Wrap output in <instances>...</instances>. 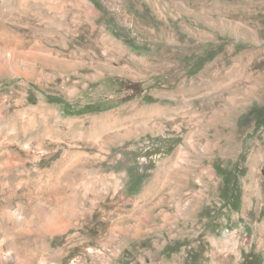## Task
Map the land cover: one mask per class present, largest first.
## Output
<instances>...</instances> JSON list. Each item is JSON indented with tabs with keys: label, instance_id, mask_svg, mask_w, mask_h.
I'll list each match as a JSON object with an SVG mask.
<instances>
[{
	"label": "rangeland",
	"instance_id": "obj_1",
	"mask_svg": "<svg viewBox=\"0 0 264 264\" xmlns=\"http://www.w3.org/2000/svg\"><path fill=\"white\" fill-rule=\"evenodd\" d=\"M262 108L264 0H0L8 264H264Z\"/></svg>",
	"mask_w": 264,
	"mask_h": 264
},
{
	"label": "bare ground",
	"instance_id": "obj_2",
	"mask_svg": "<svg viewBox=\"0 0 264 264\" xmlns=\"http://www.w3.org/2000/svg\"><path fill=\"white\" fill-rule=\"evenodd\" d=\"M13 56H14V54H13ZM16 57V56H15ZM216 84V83H215ZM211 86H213V84L211 85ZM219 91V90H218ZM190 93H196V90L195 89H191L190 91H189ZM9 165V164H8ZM7 168H9V167H7ZM5 169H2V170H0L1 172H3V174H5V171H4ZM9 172V171H8ZM8 172H6V173H8ZM2 175V174H1ZM7 175V174H6ZM2 217H3V219H11V217H13V216H9V215H6V214H3L2 215ZM17 217V216H16ZM22 233H24V231H22ZM25 233H33V231L32 230H26V232ZM228 237V236H227ZM4 243V241L3 242H0V264H8V261L9 260H13V258H9V257H5V254H3V249H2V244ZM15 246V245H14ZM16 247V246H15ZM17 252V255H19L18 254V248L16 247V249H15ZM15 261H16V259H15ZM12 262V261H11Z\"/></svg>",
	"mask_w": 264,
	"mask_h": 264
},
{
	"label": "trees",
	"instance_id": "obj_3",
	"mask_svg": "<svg viewBox=\"0 0 264 264\" xmlns=\"http://www.w3.org/2000/svg\"><path fill=\"white\" fill-rule=\"evenodd\" d=\"M260 111H261V112H264V108H262ZM152 166H153V165L149 166V167L147 168V171L150 170V169H152V168H153ZM217 169H218V167H217ZM145 177H146V176H143V177H141L140 179H138L137 182L133 183V184H134V187H133L134 189H132L133 191H135L136 188H137L138 186H140V184H141L142 181L145 179ZM228 181H229V182H227V184L230 183V180H228ZM259 262H260V261H259ZM252 264H255V263H252Z\"/></svg>",
	"mask_w": 264,
	"mask_h": 264
},
{
	"label": "built area",
	"instance_id": "obj_4",
	"mask_svg": "<svg viewBox=\"0 0 264 264\" xmlns=\"http://www.w3.org/2000/svg\"><path fill=\"white\" fill-rule=\"evenodd\" d=\"M228 235H229V232L226 231V232L224 233V236L227 237Z\"/></svg>",
	"mask_w": 264,
	"mask_h": 264
},
{
	"label": "crops",
	"instance_id": "obj_5",
	"mask_svg": "<svg viewBox=\"0 0 264 264\" xmlns=\"http://www.w3.org/2000/svg\"><path fill=\"white\" fill-rule=\"evenodd\" d=\"M207 171L209 170V169H206Z\"/></svg>",
	"mask_w": 264,
	"mask_h": 264
}]
</instances>
